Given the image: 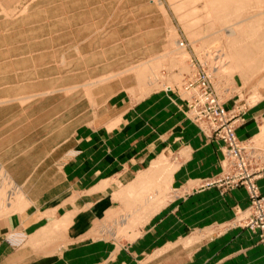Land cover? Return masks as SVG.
<instances>
[{"label":"rangeland","instance_id":"1","mask_svg":"<svg viewBox=\"0 0 264 264\" xmlns=\"http://www.w3.org/2000/svg\"><path fill=\"white\" fill-rule=\"evenodd\" d=\"M203 69L213 75L227 110L235 111L237 133L244 123L242 113L257 100L249 94L255 85L251 81L264 82V0H0L2 171L14 179L6 162L11 153L40 156L41 149L77 126L103 123L109 115L108 100L116 94L138 101L156 90H178L185 95L187 116L221 145L220 173L173 187L171 175L179 163L162 155L164 160L154 164L157 177L130 202L119 201L120 206L96 223L93 235L118 243L133 241L154 214L181 204L192 189L244 187L250 206L246 185L208 184L227 171L228 158L224 142L194 119L188 103L185 83ZM239 139L251 141L255 155H260L249 167L262 195L258 179L264 175V121L257 134ZM16 187L10 200L1 192L0 218L14 213L23 201V185L16 181ZM249 206L234 209L221 228L188 232L156 254L175 245H196L234 227L257 232L264 244L260 231L246 225ZM165 231L168 235V228Z\"/></svg>","mask_w":264,"mask_h":264},{"label":"crops","instance_id":"2","mask_svg":"<svg viewBox=\"0 0 264 264\" xmlns=\"http://www.w3.org/2000/svg\"><path fill=\"white\" fill-rule=\"evenodd\" d=\"M251 83L249 94L257 100L242 113L241 139L257 134L264 121L263 79ZM108 104L103 123L77 126L41 149L40 156L14 152L5 157L24 198L14 213L0 218V264H264L259 234L244 227L156 254L188 232L224 226L234 209L249 206L244 187L192 189L181 204L154 214L133 241L93 235L96 223L119 201L130 202L157 177L154 164L164 160L162 155L179 163L171 175L173 187L218 175L222 168L221 145L187 116L184 93L161 89L138 101L116 94ZM258 186L264 195V175ZM13 235L21 244L8 241Z\"/></svg>","mask_w":264,"mask_h":264},{"label":"built area","instance_id":"3","mask_svg":"<svg viewBox=\"0 0 264 264\" xmlns=\"http://www.w3.org/2000/svg\"><path fill=\"white\" fill-rule=\"evenodd\" d=\"M180 45L185 46V43L181 41ZM185 89L190 93L188 103L194 119L210 130L215 137L221 139L226 146L227 171L222 177H218L208 184L226 185L227 187L247 186L252 203L247 209L246 225L253 230L260 231L264 241V196L259 194L258 187L254 182L255 172L251 171L249 167V164L255 163L257 156H260L255 155V153L257 154L255 145L251 141L249 143L238 138L236 133L237 115L234 110H227L223 97L214 87V78L209 70L203 69V73H200L199 76L188 79ZM236 166L239 167V171L234 172L233 168ZM2 169L3 166L0 164V210L3 198L1 192H5L7 198L5 199L10 200L18 190L16 181ZM7 181L10 185L9 188H6ZM9 204L10 202H8ZM8 241L11 244L19 245L22 239H15L13 235Z\"/></svg>","mask_w":264,"mask_h":264}]
</instances>
